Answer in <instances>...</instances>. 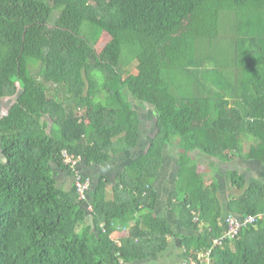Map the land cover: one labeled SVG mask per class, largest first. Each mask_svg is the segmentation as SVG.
Here are the masks:
<instances>
[{"label": "trees", "instance_id": "1", "mask_svg": "<svg viewBox=\"0 0 264 264\" xmlns=\"http://www.w3.org/2000/svg\"><path fill=\"white\" fill-rule=\"evenodd\" d=\"M6 98L14 103L0 117V264L159 255L172 232L155 216V182L175 139L169 202L195 233L182 237L186 258L213 248L212 264H264V217L234 238L222 222L264 216V184L228 171L235 193L225 211L218 180L207 184L201 170L229 154L264 167V0H0V106ZM145 106L155 136L112 191L107 176L93 184L83 174L89 213L74 185L59 186L55 166L70 171L66 152L103 167L140 148L135 109ZM118 225L128 230L121 245Z\"/></svg>", "mask_w": 264, "mask_h": 264}, {"label": "crops", "instance_id": "2", "mask_svg": "<svg viewBox=\"0 0 264 264\" xmlns=\"http://www.w3.org/2000/svg\"><path fill=\"white\" fill-rule=\"evenodd\" d=\"M141 125H142V123H141ZM141 140H142V137H141ZM138 149L139 148L134 149L132 151H135ZM248 150L249 149H247L246 151H248ZM132 151H130V152H132ZM130 152L124 153L123 155H128ZM138 156L133 157L132 160H134ZM229 158H231L230 161L223 162V163H219L217 161H215V162L206 161L204 163L205 166L201 169L205 173L204 178H205L207 184L210 185L213 182L214 178L218 180V183H219L218 195L220 197L222 205L224 206L225 211L227 209V204L231 198L232 191H235L233 188L231 191V185H230V182H229L228 176H227L228 171L238 170L240 173L245 174L246 178L249 181L256 180V181L264 184V176H263L264 172L261 171L262 173H260L258 171V169H256V167L253 165V162H248V161H244L241 159H236L233 156H229ZM132 160H130L125 166H123L121 170H123V168L126 167ZM213 163H215V167H216L215 170H213V166H212ZM89 167H91V166H89ZM89 167H85V165H83L81 167V170H82L83 174H89L90 176H93L94 174L89 173ZM94 167H96V166H94ZM121 170H119V171H121ZM119 171H117L115 173V175H112V176L103 174V175L98 177V179H99L102 176H107L112 181L110 186H109V189H108L109 192L112 191V186L115 183L114 178ZM210 171H212L213 173H210ZM221 172L225 173V176H226L225 182H223V180L220 179L218 176ZM251 174H253V175L251 176ZM58 177H61L63 179L68 178L72 181L71 187L74 185V176L70 173V171L63 172L60 170ZM98 179H97V181H98ZM167 180L168 179H161L159 177V179L155 182V188L158 192V196H157V202L155 205V212L154 213H155V216L164 220L168 224V227L172 232V235L168 237L169 245L159 255L150 257L149 259H146L143 261H136L133 264H185V262L188 260L185 256V248L183 245V238L182 237L188 236V235L189 236L195 235V233L190 232L189 230H187L184 227H181V225H180L181 221H180L177 213L173 211L172 206L170 205V202H169V199L175 190L176 180L169 179L168 182H166ZM59 182H60V180H59ZM94 182H96V180ZM161 186H165V188H167V190L162 188ZM71 187H70V189H71ZM233 193H235V192H233ZM236 194H238L237 191H236ZM227 217L228 216L226 215L225 218L222 219L223 224H226ZM117 227H118L117 230L112 235V239L114 241H116V243H118V245H121L122 240L126 237V234L128 233V230H126V228L121 226V225H118Z\"/></svg>", "mask_w": 264, "mask_h": 264}, {"label": "rangeland", "instance_id": "3", "mask_svg": "<svg viewBox=\"0 0 264 264\" xmlns=\"http://www.w3.org/2000/svg\"><path fill=\"white\" fill-rule=\"evenodd\" d=\"M109 39L110 38L107 34H105L103 36L102 40L98 43V47H97L98 51H101L104 48V46L109 42ZM13 103H14V100L12 98H6L3 100V102L0 106V117L7 112V110L10 108V106H12ZM135 110H136V113L138 114L139 118L142 121V125H141V137H142L141 142L142 143L140 145V148L138 150L130 152L131 154L130 153L128 155L121 154V155L115 157L113 161H111L107 165H104L103 167H101V166H98L97 168L94 166L89 167V173L94 174L93 176H91L93 178V184L95 183L94 181L95 180L97 181L98 177L103 175V174L110 175V176L115 175V173L117 171L121 170L122 167L125 166L130 160H132L133 157L138 156L139 154L145 152L147 147L151 143L152 139L154 138L155 131H156V123H155L156 121H155V118H154V115H153L151 108H149L148 106H145L142 108L136 107ZM174 141H175L174 146L176 147L179 142L177 139H175ZM246 145L247 146L245 147V149L247 150L249 148V144H246ZM175 147L173 148L172 153L170 152L171 153L170 155H169V153L166 154L167 156L165 158V164H164V167H163L162 172L160 174L161 179H168V180L174 179L175 180V178H176L175 167H174V162H173L174 161V155L176 154V148ZM229 156H233V155L229 154ZM0 160H3V156L1 154V151H0ZM212 166H213V170H215L216 169L215 163H213ZM258 171L260 173L264 172V167L258 169ZM55 172H56V177H57L59 186L64 190L70 189L72 181L68 178L63 179L61 177H58V174L60 173V169L56 166H55ZM210 173H213V172L210 171ZM252 175L253 174H251V176ZM218 176L220 179L223 180V182L226 181V176H225L224 172H221ZM59 180H60V182H59ZM168 180L166 182H168ZM161 187L167 190V188H165V186H161ZM231 191H232V187H231Z\"/></svg>", "mask_w": 264, "mask_h": 264}, {"label": "built area", "instance_id": "4", "mask_svg": "<svg viewBox=\"0 0 264 264\" xmlns=\"http://www.w3.org/2000/svg\"><path fill=\"white\" fill-rule=\"evenodd\" d=\"M65 164L69 167L70 173L74 176V186L76 188L79 200L87 205L88 212H92L93 208L90 203V192L92 189V180L84 179L83 172L81 171L83 159L81 156L70 155L67 152L64 153ZM264 216L257 217L249 216L246 218H239L237 216H229L226 219L227 229L224 233V238H234L238 235L243 226L255 225L258 219H262ZM215 246L222 245V240L216 239L214 241ZM212 249H206L200 252L197 259L187 260L185 264H212L211 255Z\"/></svg>", "mask_w": 264, "mask_h": 264}, {"label": "clouds", "instance_id": "5", "mask_svg": "<svg viewBox=\"0 0 264 264\" xmlns=\"http://www.w3.org/2000/svg\"><path fill=\"white\" fill-rule=\"evenodd\" d=\"M91 193V192H90ZM92 213V212H91Z\"/></svg>", "mask_w": 264, "mask_h": 264}]
</instances>
